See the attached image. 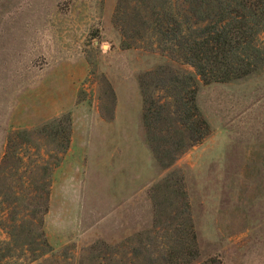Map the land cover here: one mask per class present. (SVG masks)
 <instances>
[{
	"label": "rangeland",
	"instance_id": "1",
	"mask_svg": "<svg viewBox=\"0 0 264 264\" xmlns=\"http://www.w3.org/2000/svg\"><path fill=\"white\" fill-rule=\"evenodd\" d=\"M189 7L0 0V264H167L189 224L197 255L184 264H264V65L202 83L151 31L164 8L191 20ZM159 68L167 72L159 77L195 78L209 128L166 166L140 115L138 78ZM150 91L159 103L170 100L163 88ZM116 96L123 118L110 126ZM78 106L76 143L87 144L89 157L106 156L83 163L74 184L58 167ZM157 126L149 130L164 135Z\"/></svg>",
	"mask_w": 264,
	"mask_h": 264
},
{
	"label": "trees",
	"instance_id": "2",
	"mask_svg": "<svg viewBox=\"0 0 264 264\" xmlns=\"http://www.w3.org/2000/svg\"><path fill=\"white\" fill-rule=\"evenodd\" d=\"M183 1L190 5L193 19L164 8L161 16L155 17L151 31L163 50L189 64L202 83L241 78L264 65V47L260 42L264 31V0ZM164 72L162 68L145 72L139 76L138 85L146 140L154 158L166 166L182 149L198 143L209 128L195 104V78L173 71L159 77ZM156 88H163L170 100L165 103L154 100L150 89ZM159 123L160 130H167L163 131L164 135L162 131H152ZM150 127L153 129L149 130ZM176 195H184L182 188ZM185 238L181 247L165 258L167 264H184L197 255L192 224ZM186 247L189 249L184 251Z\"/></svg>",
	"mask_w": 264,
	"mask_h": 264
},
{
	"label": "crops",
	"instance_id": "3",
	"mask_svg": "<svg viewBox=\"0 0 264 264\" xmlns=\"http://www.w3.org/2000/svg\"><path fill=\"white\" fill-rule=\"evenodd\" d=\"M116 104H115V110L113 112L112 118L110 121L106 122L107 124H110V126L113 125V122L115 120H120L123 118V115L121 113V104L119 101V96H116ZM79 108L81 107H72L71 108V120H72V134L71 139L69 141L68 147L61 159V163L58 167V176L62 175V178H64L67 183H76L79 181V178H82V171H83V163H85L88 159H91V161H95V164L98 165L99 163H102L105 160V154L98 152H103V150L96 151L97 153L93 155L92 157H89L87 153V144H79L76 143V137L73 134V131H78V120L82 119L83 116L80 114ZM138 112V109H137ZM87 113L85 115V118H87ZM99 119H101L98 116ZM103 122V121H100ZM138 128L140 129V121L138 118ZM85 131H87V128H85ZM109 158V155H108ZM111 189V188H110ZM113 190L116 191V188L113 187ZM74 195H66L63 196V199H73Z\"/></svg>",
	"mask_w": 264,
	"mask_h": 264
}]
</instances>
